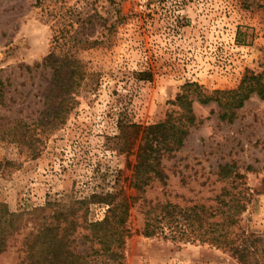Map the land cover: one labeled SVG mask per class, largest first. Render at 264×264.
Segmentation results:
<instances>
[{"label": "rangeland", "instance_id": "374dc122", "mask_svg": "<svg viewBox=\"0 0 264 264\" xmlns=\"http://www.w3.org/2000/svg\"><path fill=\"white\" fill-rule=\"evenodd\" d=\"M245 1L0 0L6 100L0 105V204L21 215L48 202L68 205L122 188L139 197L130 210L124 264H241L216 244L144 236L143 213L149 203L213 206L225 185L218 167L235 163L252 201L238 225L215 218L217 235L237 245L241 231L264 234V100L258 95L233 122L220 121L216 103L195 102L198 124L184 147L163 159L166 185L154 182L140 194L129 178L139 145L131 124L163 121L187 82L209 91L234 89L247 71L264 69V10ZM85 39L96 44L79 42ZM49 57L54 62L45 65ZM73 57L80 64L65 77L72 99L53 127L56 70ZM106 209L91 204L89 218L101 220ZM32 218H22L0 264H20Z\"/></svg>", "mask_w": 264, "mask_h": 264}, {"label": "trees", "instance_id": "16d2710c", "mask_svg": "<svg viewBox=\"0 0 264 264\" xmlns=\"http://www.w3.org/2000/svg\"><path fill=\"white\" fill-rule=\"evenodd\" d=\"M253 4L264 10V0L245 1L247 8ZM59 35L55 37L58 45L61 32ZM79 42L91 46L96 44V41L89 39ZM66 55L67 59L72 58L70 52H66ZM73 59L72 63L60 64L56 70L54 93L49 98L53 114L48 125L53 127L61 124V115L67 112L63 108L72 99L73 87L70 83L66 84L65 77L69 68H77L80 64V60ZM53 62L52 57L44 60L45 65ZM141 76L142 79H150L151 75L142 73ZM4 87L0 79V105L6 104ZM253 94L264 100V69L260 73L247 71L234 89L209 91L197 82L184 84L172 101L176 109L169 112L163 121L147 126L131 124L133 138L139 136V145L129 187L144 194L154 182L166 185L168 176L164 172L163 159L172 157L183 148L191 129L198 124L195 102L201 105L216 103L220 121L233 122L237 111ZM121 139L124 140L123 137ZM126 144L130 145L128 139L124 142ZM128 164L131 165L130 162ZM217 175L225 185L214 198L213 206L179 207L172 203H149L143 213L142 234L146 237L159 235L185 243H212L228 248L232 257L241 264H264V234L241 231V242L237 245L226 238L219 239V224L213 220L220 218L232 226L238 225L253 195L247 186L245 174L238 170L235 163L220 165ZM138 199L126 196L121 188L114 192L75 198L68 205L48 202L44 207L21 215L10 213L0 204V254L6 252L9 239L21 230L24 224L22 218L31 215L33 227L24 238L20 264H124L126 240L132 234L130 210ZM96 203L106 204L107 209L101 220L94 221L89 218V211L90 205ZM98 258L112 263H100Z\"/></svg>", "mask_w": 264, "mask_h": 264}]
</instances>
